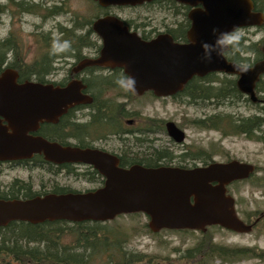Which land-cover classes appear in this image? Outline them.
Segmentation results:
<instances>
[{
    "label": "water",
    "instance_id": "water-1",
    "mask_svg": "<svg viewBox=\"0 0 264 264\" xmlns=\"http://www.w3.org/2000/svg\"><path fill=\"white\" fill-rule=\"evenodd\" d=\"M101 8L138 6L151 0H92ZM191 8L190 28L186 44H176L168 36L143 42L129 34L123 22L113 16L98 18L93 31L102 40L100 55L82 61L77 70L87 66L121 68L136 81L134 95L152 92L165 98L183 90L194 77L211 73L237 76L236 87L252 103L264 105L255 92L256 83L264 74L262 60L244 67L228 62L224 53L226 38L237 30L260 27L261 12L254 10L251 0H174ZM215 34H227L218 46V55L211 63L201 60V42L211 43ZM13 69L0 73V161H19L42 156L53 164H86L103 178L102 187L84 193L46 194L32 198L0 199V227L13 222L38 225L46 222L68 223L111 222L119 216L142 214L147 229L161 231H193L206 233L219 227L247 234L252 225L237 215L235 200L227 187L248 179L255 171L251 164L239 161L212 162L204 168L184 170L173 167L146 169L118 167L115 157L97 150L64 147L40 136H32L42 123H56L69 108L90 104L92 98L81 94L80 82L66 87L31 81L18 83ZM133 94V93H132ZM168 136L176 142L184 138L174 123L166 124Z\"/></svg>",
    "mask_w": 264,
    "mask_h": 264
},
{
    "label": "flooded vegetation",
    "instance_id": "flooded-vegetation-1",
    "mask_svg": "<svg viewBox=\"0 0 264 264\" xmlns=\"http://www.w3.org/2000/svg\"><path fill=\"white\" fill-rule=\"evenodd\" d=\"M65 1L5 0V6L3 8L0 7V14L5 10L12 17L20 12L21 14L38 16L44 20L47 19L46 22L55 21L66 14V9L63 8ZM90 1L97 9L102 11V15L97 16L94 21L105 16L116 17L123 22L129 34H135L143 42H150L163 35L168 36L176 44H186L188 42L187 31L190 28V21L187 15L191 8L178 4L174 0H151L134 7L109 6L106 8H101L96 2ZM165 2L174 3V8L169 9ZM163 3L165 4L163 5ZM111 9H132L136 14L131 19H122L116 14L109 13ZM37 11L43 12V15H40ZM157 13L164 14V19H158ZM179 19H181L180 24ZM65 23H68V25L65 26L57 22L48 30L49 33L47 34L42 31L43 24L34 25L35 33H38L41 38L40 41L37 40L35 42L39 53L36 54L30 64L24 61L21 53H18L13 36H8L3 41H0V73L6 69H13L18 74V83L31 81L41 84H52L61 88L66 87L70 82L77 81L83 86L81 94L92 98L90 104H80L69 108L59 117L56 123L45 122L40 124L38 130L31 133L32 136H40L49 142L64 147L100 151L115 157L118 161V167L121 169L140 166L146 169L173 167L192 170L204 168L213 162L208 153H194L191 145L185 144V132L175 123L176 128L184 134L181 142H176L168 136L166 124L171 121L164 123L140 120L139 118L128 119L130 112L123 104L117 102L114 105L112 101H106L105 99L113 98L111 97L112 92L123 99H128L129 97L139 99L147 95L155 96L149 91L136 96L118 87L115 81L124 74L121 68L87 66L77 70L78 65L82 61L95 60L99 57L102 49V40L93 31L92 23L91 25L83 26L76 17H68ZM65 42H67V47H65ZM7 51L11 52L10 58H7ZM3 66L7 67L4 68ZM216 75L233 77L236 86L237 76ZM195 78L203 79L204 77H194L192 79ZM203 82L206 81L204 80ZM182 91L170 97L155 98H168L176 103L183 104V97L180 95ZM245 98L249 99L247 96ZM191 101L193 100L189 102ZM203 103L205 102L203 101ZM251 104L264 106L260 103ZM0 120L2 124H5L2 118ZM197 122H199L197 123L199 126L200 123H204V126L207 124L205 120ZM116 123H118L117 126H115ZM164 137L167 138L165 139L167 141L165 144L168 145L166 148L163 146L164 140L162 138ZM13 168H21L31 172L35 170L39 173L47 174V178L54 179V181L51 183L52 186L50 188L41 184L38 190H34L30 183L26 185L22 181H16L17 183L14 181L9 187H6L5 193L18 188L22 189L25 186L29 187L32 194H34L33 197L46 194H65L61 193L65 192V190H67L66 193H84L96 190L104 184V178L89 165L53 164L44 161L40 155H34L33 158L28 160L0 161V175ZM70 177L83 181L92 187L77 191L58 184L60 180L63 181L65 178ZM2 190H4L3 187H0V191ZM263 221L264 213L262 212L259 213L254 221L245 220L243 222L252 225L253 230Z\"/></svg>",
    "mask_w": 264,
    "mask_h": 264
},
{
    "label": "rangeland",
    "instance_id": "rangeland-1",
    "mask_svg": "<svg viewBox=\"0 0 264 264\" xmlns=\"http://www.w3.org/2000/svg\"><path fill=\"white\" fill-rule=\"evenodd\" d=\"M262 8L264 0H261ZM5 6V0H0V7ZM66 14L55 21H47L38 16L21 14L18 12L14 17L10 16L8 11L3 10L0 14V41L8 36H13L18 53H21L26 63L30 64L36 54L39 53L35 42L40 41V35L35 33L34 25L43 24L44 34L49 33L48 30L57 22L67 26L65 20L68 17H76L81 24L91 25L97 16L102 15V11L97 9L90 0H66L63 4ZM42 10V9H41ZM43 11V10H42ZM39 12V11H37ZM109 13L116 14L122 19H131L135 16L132 9H111ZM166 13V12H164ZM43 15V12H39ZM158 19H164V14H156ZM42 19V20H40ZM161 22V20H159ZM181 19H179V24ZM155 24V23H154ZM236 36L245 39L244 45L259 47L264 43V31L259 28H246L237 31ZM235 36V37H236ZM237 41L233 37L228 38V42ZM7 58L11 57V52L7 51ZM251 58V55H246ZM9 66V65H8ZM6 68L7 66H3ZM230 81H234L233 77L215 75L209 81L197 83L196 86L217 88L220 86H228ZM229 82V83H228ZM260 97L263 93H257ZM112 101L115 104L121 103L130 112L128 119L139 118L151 122H168L175 123L179 128L183 129L186 135L185 144H190L194 149V153H208L212 161L228 162L239 161L253 165L256 170L254 174L245 181L237 182L228 187V193L235 199L236 212L243 221H254L259 213H264V141H256L244 135L233 132V124L239 120L251 116H257L264 119V106H254L251 103H245L242 99H232L219 102L215 99L208 101L197 100L189 102L185 97L182 98L183 104L176 103L171 99H157L151 95L144 96L139 99L129 97L123 99L116 96L112 92ZM193 102V103H192ZM205 106V107H204ZM205 120L207 124L204 127L197 125V121ZM211 123V124H210ZM217 128H212L213 124ZM118 123L115 124L117 126ZM204 124V123H203ZM211 125V126H209ZM262 136L264 137V124L261 126ZM163 146L168 147L166 137ZM47 174L37 171L23 170L21 168H13L7 170L0 175V187L5 193L6 187L12 182L22 181L26 185L30 183L34 190L43 184L50 188L54 179H48ZM17 183V182H16ZM63 187L83 191L91 188L87 183L78 181L75 178H65L59 181ZM148 219L142 215L121 216L111 221V226L119 229L127 236L126 249L136 254L155 257L154 259L164 264L175 262L177 257L191 249L196 245H200L210 240L211 242L230 248H248L254 249L256 255L264 252V221L247 234H239L227 231L218 227H211L206 233L199 232H182V231H162L153 234L147 229ZM63 229H66L62 225ZM8 233V232H7ZM9 234V233H8ZM10 235V234H9ZM61 242L69 243L66 232ZM30 246H32L30 244ZM100 258L95 259L91 264H99ZM212 264H221L219 259L212 261ZM231 264H264V258H243Z\"/></svg>",
    "mask_w": 264,
    "mask_h": 264
},
{
    "label": "trees",
    "instance_id": "trees-1",
    "mask_svg": "<svg viewBox=\"0 0 264 264\" xmlns=\"http://www.w3.org/2000/svg\"><path fill=\"white\" fill-rule=\"evenodd\" d=\"M251 1L254 9L264 16L261 0ZM165 3L169 9L174 8V3ZM259 29L264 31V23ZM236 34L237 32L233 33L231 37H235ZM244 42L245 39L239 37V40L228 43L229 50L225 53L227 60L238 65L250 66L262 59L259 47L245 46ZM246 55H251L253 60L247 58ZM215 75L211 74L203 79H192L180 93L181 97L194 102L196 99L201 101L215 99L219 102L242 99L245 103H251L237 90L235 81L228 82L227 87L199 88L196 86L204 80L209 81ZM255 91L264 94V75L256 84ZM258 98L264 99V95L261 97L258 95ZM200 124L204 126L203 123ZM262 124H264L263 118L251 116L233 124L232 130L250 139L264 141L260 128ZM211 127L217 128L215 124ZM66 192L67 190L61 193ZM33 195L29 187L25 186L22 189L18 188L1 194L0 199H26ZM62 225L66 229H63ZM111 225V222L67 223L64 221L47 222L40 225L10 223L6 227H0V264H91L97 258H100L99 264H164V261L166 262L164 260L163 263H159L154 259L155 257L128 251L126 234ZM64 232L68 234L66 236L70 240L67 244L61 242L65 236ZM255 252L254 249L220 246L208 240L187 249L175 259V262L169 264H212L215 259H219L221 264H231L243 258H264V252L259 255Z\"/></svg>",
    "mask_w": 264,
    "mask_h": 264
},
{
    "label": "clouds",
    "instance_id": "clouds-1",
    "mask_svg": "<svg viewBox=\"0 0 264 264\" xmlns=\"http://www.w3.org/2000/svg\"><path fill=\"white\" fill-rule=\"evenodd\" d=\"M216 30H213L214 36L211 43L209 42H201L200 48H201V60L205 63H211L214 56L218 55V46L224 42V36L227 34H215ZM235 40H239V37H233ZM65 47H67V42H65ZM246 65L244 66V69H246ZM116 85L123 89L126 92L135 93L136 91V81L135 78L126 74H122L116 81Z\"/></svg>",
    "mask_w": 264,
    "mask_h": 264
},
{
    "label": "bare ground",
    "instance_id": "bare-ground-1",
    "mask_svg": "<svg viewBox=\"0 0 264 264\" xmlns=\"http://www.w3.org/2000/svg\"><path fill=\"white\" fill-rule=\"evenodd\" d=\"M164 4H165V3H164ZM164 4H163V5H164ZM162 9H163V8H162ZM60 11H61V10H60ZM61 12H62V11H61ZM173 14H174V13H173ZM175 14H177V13H175ZM177 15H179V14H177ZM260 128H261V127H260Z\"/></svg>",
    "mask_w": 264,
    "mask_h": 264
}]
</instances>
